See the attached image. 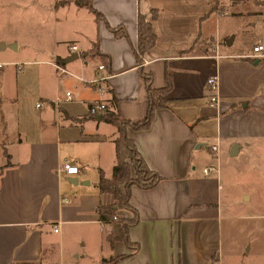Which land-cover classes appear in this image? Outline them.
<instances>
[{
	"label": "crops",
	"instance_id": "crops-1",
	"mask_svg": "<svg viewBox=\"0 0 264 264\" xmlns=\"http://www.w3.org/2000/svg\"><path fill=\"white\" fill-rule=\"evenodd\" d=\"M91 6L107 23L124 25L127 36H114L75 0H0V23L10 31L0 36V54L8 57L0 63L15 67L0 66V264H101L130 251L115 218H128L131 209L116 208L106 220L96 210L115 207L114 195L97 181L111 175L118 131L102 112L88 113V105L101 100L106 110L141 119L148 102L141 71L155 88L170 75L166 104L156 107L149 126L126 128L162 178L150 187L131 185L137 220L127 237L138 248L115 264L138 251L140 264H224L221 219L264 217V197L252 213L235 210L252 196L244 177L261 178L264 188V0H91ZM153 8L156 39L138 61L136 18ZM256 43L260 56L252 55ZM72 52L78 57L67 60ZM51 62L69 72L59 74ZM98 62L109 74L103 91L87 81ZM209 75L218 82L216 108L208 104ZM66 157L78 165L76 174L58 169ZM205 165L217 170L202 174ZM238 175L241 187L233 189ZM250 246L233 252V264H260L248 261Z\"/></svg>",
	"mask_w": 264,
	"mask_h": 264
},
{
	"label": "trees",
	"instance_id": "trees-1",
	"mask_svg": "<svg viewBox=\"0 0 264 264\" xmlns=\"http://www.w3.org/2000/svg\"><path fill=\"white\" fill-rule=\"evenodd\" d=\"M76 3L85 5L89 9H92L95 15L102 19L107 27L112 31L114 36H127L126 29L122 24L112 25L107 23L102 13L91 6V0H75ZM157 15V9L153 8L150 11L149 16L145 13H138L136 18L137 23V47L134 49V53L137 56V60L140 61V52L144 49L152 46L156 39L155 33L152 30V22ZM99 57L103 60V63H108L109 58L99 54ZM144 82L146 84L147 91V106L145 110V115L138 120H131L128 118H123L117 112L113 110H106L101 113V115L108 121L113 122L118 131L114 138L115 146V163L112 167V172L110 177H104L101 174L97 181V187L99 190L110 192L114 195L116 202L115 207L113 205H98L96 208L99 212L101 219L112 218L116 208H127L131 209L132 214L128 218L123 216H117V221L120 227L119 238H121L124 243L131 248L127 253H121L114 258H102L101 264H115L120 258L128 256L130 252L135 251L138 248V242L132 241L127 237V228L129 224L135 223L137 220V209L132 207L129 203L130 197V187L131 185H137L141 188L150 187L154 185L162 175H158L155 171L150 169L146 162L142 160L139 151L134 145L132 138L128 135L126 128L132 127L134 129H142L149 126L156 107L163 106L166 104L167 98L164 97V93L168 91L171 87L170 75L168 71L165 72V86L153 87L151 84V74L141 71ZM178 264V263H177Z\"/></svg>",
	"mask_w": 264,
	"mask_h": 264
},
{
	"label": "rangeland",
	"instance_id": "rangeland-1",
	"mask_svg": "<svg viewBox=\"0 0 264 264\" xmlns=\"http://www.w3.org/2000/svg\"><path fill=\"white\" fill-rule=\"evenodd\" d=\"M10 31L8 24L0 23V36L3 35L5 37H9ZM8 46L9 45V42ZM8 58L4 55L0 54L1 59ZM16 59L17 57H11ZM2 66L13 72L12 68L14 67L11 63H4ZM22 67H29L30 64H21ZM15 68V67H14ZM211 140V139H209ZM209 142V141H208ZM205 144V143H204ZM203 151L206 152L208 149L207 146H203ZM209 154V153H208ZM210 157V155H209ZM210 161V159L208 160ZM204 162V161H203ZM199 164V169H200ZM207 174H214L213 171L208 172ZM239 175L236 178L234 184H229L230 187L239 188ZM261 178H247L244 177L246 181L244 187L252 191V196L250 199H243L241 203H237L236 209L239 212L252 213V211H256L255 207L257 204H260L264 197V188L260 183ZM223 198V197H222ZM222 207L228 206L227 202H224L221 199ZM234 209V207H233ZM234 210V211H235ZM230 211L226 210V208H222V213H229ZM117 220V218H115ZM236 219L230 218H222L221 219V232H220V241H219V249L220 254L222 255L221 261L224 264H233V252L238 249L241 251L248 250L247 247L249 244L251 245V250L247 252V258L250 262H258L260 264H264V217L253 218L251 217H243L239 218L240 222L235 221ZM235 221V223H234ZM237 222V224H236ZM244 249V250H243ZM124 264H140V253L138 251V257H133L131 260L126 261Z\"/></svg>",
	"mask_w": 264,
	"mask_h": 264
},
{
	"label": "built area",
	"instance_id": "built-area-1",
	"mask_svg": "<svg viewBox=\"0 0 264 264\" xmlns=\"http://www.w3.org/2000/svg\"><path fill=\"white\" fill-rule=\"evenodd\" d=\"M70 50H77V45L75 43H70L69 45ZM251 49L253 50L252 55H257L260 56L262 55L261 49L262 46L260 43H256L254 45H252ZM258 52V53H257ZM3 63V62H2ZM2 63H0V66L2 65ZM56 71H58L59 74H62L63 72H69L67 71V69L64 66H61L55 62H51ZM109 76L108 72L104 69V64L102 62H98L96 64V73L94 74V77L88 79L87 81L92 84L95 85L97 87L98 90L103 91L105 89V85L103 83V81ZM206 82H207V89H208V104L210 107L212 108H216L218 105V82H217V78L216 75H209L206 78ZM65 94V99L69 98L71 96V92L70 90H65L64 92ZM43 105V101L42 100H36L35 101V106L40 108ZM106 110V104L101 101V100H93L89 102L88 105V113L90 114H95V113H100ZM211 149L214 151L217 149V145L216 144H211ZM60 166H59V170L64 172L65 174H76L79 171L78 165L75 163H72L69 161V159L63 158L60 162ZM216 171V166L215 165H205L202 169L201 172L202 174L208 173L210 171ZM115 217V214L113 215V218ZM54 229L56 230L57 227L56 225H54Z\"/></svg>",
	"mask_w": 264,
	"mask_h": 264
},
{
	"label": "water",
	"instance_id": "water-1",
	"mask_svg": "<svg viewBox=\"0 0 264 264\" xmlns=\"http://www.w3.org/2000/svg\"><path fill=\"white\" fill-rule=\"evenodd\" d=\"M76 57H78V54H77L76 52H72V53L69 54V56H67L66 59L69 60V59L76 58ZM96 117H97V118H100L101 116H100V114L98 113V114H96ZM234 146H235V144H234ZM234 146H233V147H234Z\"/></svg>",
	"mask_w": 264,
	"mask_h": 264
}]
</instances>
